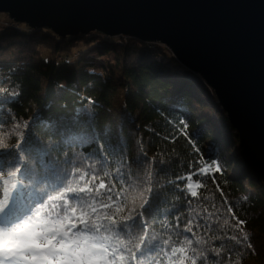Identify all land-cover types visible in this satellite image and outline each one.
Segmentation results:
<instances>
[{
  "label": "trees",
  "instance_id": "trees-1",
  "mask_svg": "<svg viewBox=\"0 0 264 264\" xmlns=\"http://www.w3.org/2000/svg\"><path fill=\"white\" fill-rule=\"evenodd\" d=\"M83 44L104 60H69ZM18 142L23 149H0V169L20 168L15 178H0V192L23 181L13 190L22 205L39 207L45 193L84 187L93 177L117 190L126 180H146L155 196L149 223L156 239L145 264L160 249L170 255L163 244L169 237L201 240L193 247L205 256L219 250L208 264H264V178L240 164L237 133L213 90L160 43L5 28L0 143ZM202 168L209 171L197 175ZM154 244L160 249L151 250Z\"/></svg>",
  "mask_w": 264,
  "mask_h": 264
},
{
  "label": "water",
  "instance_id": "water-1",
  "mask_svg": "<svg viewBox=\"0 0 264 264\" xmlns=\"http://www.w3.org/2000/svg\"><path fill=\"white\" fill-rule=\"evenodd\" d=\"M0 12L61 37L97 31L169 48L209 86L264 178V0H0Z\"/></svg>",
  "mask_w": 264,
  "mask_h": 264
},
{
  "label": "snow or ice",
  "instance_id": "snow-or-ice-1",
  "mask_svg": "<svg viewBox=\"0 0 264 264\" xmlns=\"http://www.w3.org/2000/svg\"><path fill=\"white\" fill-rule=\"evenodd\" d=\"M9 147L23 149L24 145L0 143V149ZM100 147L103 151V145ZM17 156L24 159L22 152ZM13 168L7 172L0 169V178H15L20 168ZM219 170L217 165L215 171ZM208 171L202 168L197 175ZM147 176L150 178L151 172ZM95 180L93 177L84 187L69 185L55 196L45 193L47 200L42 197L35 208L31 201L22 205L13 191L23 181L5 186L0 193V264H145L149 245L156 239L155 225L149 223L155 206L153 188L146 186V180L135 185L126 180L123 183L128 187L121 183L119 190L116 184L106 185L103 180L96 184ZM133 192L136 195L129 199ZM190 195L196 197L197 193ZM186 230L192 232L191 222ZM194 243L202 241H173L169 237L163 244L169 247L170 255L154 244L151 250H160L151 258L152 264H165L164 257L167 264H197V260L208 264L209 258L220 254L209 249V256H205ZM189 251L193 255L189 256Z\"/></svg>",
  "mask_w": 264,
  "mask_h": 264
},
{
  "label": "rangeland",
  "instance_id": "rangeland-1",
  "mask_svg": "<svg viewBox=\"0 0 264 264\" xmlns=\"http://www.w3.org/2000/svg\"><path fill=\"white\" fill-rule=\"evenodd\" d=\"M13 28V30L17 31V32H21V31H28L30 29H34V28H30L28 25H26L25 23H22V22H17V21H14L13 19L9 18V16L7 15V13H4V12H0V32L3 31L5 28ZM45 29H48V28H45ZM50 30V29H49ZM53 32V31H52ZM54 33V32H53ZM55 34V33H54ZM89 34H99V32L97 31H92L91 33ZM112 37H117V36H112ZM120 37H124V36H120ZM117 42H120L118 39H117ZM152 43V42H151ZM89 44H83L81 46L78 47V50L79 49H82V48H89ZM150 47V46H149ZM168 48V47H167ZM169 50V48H168ZM170 51V50H169ZM84 52V51H83ZM171 53V51H170ZM75 54H78V52H75L73 55ZM172 54V53H171ZM95 55V58L96 61H103L104 60V56L101 55V54H97V53H94V52H90L88 53V55L86 56H94ZM57 58H58V55H57ZM101 73L103 74H106V69H102L100 71ZM207 85V84H206ZM209 87V86H208ZM210 88V87H209ZM240 160V158H239ZM240 164H241V161H240ZM191 188L193 189V184H190ZM2 193V192H0Z\"/></svg>",
  "mask_w": 264,
  "mask_h": 264
},
{
  "label": "bare ground",
  "instance_id": "bare-ground-1",
  "mask_svg": "<svg viewBox=\"0 0 264 264\" xmlns=\"http://www.w3.org/2000/svg\"><path fill=\"white\" fill-rule=\"evenodd\" d=\"M10 28V27H9ZM11 29H13V28H11ZM100 34V33H99ZM87 35V34H86ZM88 49V48H87ZM87 49L86 48H82V49H80L78 52L80 53L81 51H84L83 53L84 54H75V55H72V56H67L68 58H69V60H71L72 62L75 60V58L77 57V56H83V57H85V59H92V60H96L97 58H95V55L94 56H86V55H88V53H90V52H87ZM94 53H96V52H94ZM98 54V53H97Z\"/></svg>",
  "mask_w": 264,
  "mask_h": 264
},
{
  "label": "built area",
  "instance_id": "built-area-1",
  "mask_svg": "<svg viewBox=\"0 0 264 264\" xmlns=\"http://www.w3.org/2000/svg\"><path fill=\"white\" fill-rule=\"evenodd\" d=\"M78 54H84L83 51H81L80 53L78 52Z\"/></svg>",
  "mask_w": 264,
  "mask_h": 264
}]
</instances>
